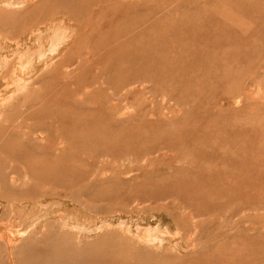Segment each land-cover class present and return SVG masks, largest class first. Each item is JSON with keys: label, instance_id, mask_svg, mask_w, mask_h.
Wrapping results in <instances>:
<instances>
[{"label": "rangeland", "instance_id": "1", "mask_svg": "<svg viewBox=\"0 0 264 264\" xmlns=\"http://www.w3.org/2000/svg\"><path fill=\"white\" fill-rule=\"evenodd\" d=\"M0 264H264V0H0Z\"/></svg>", "mask_w": 264, "mask_h": 264}, {"label": "bare ground", "instance_id": "2", "mask_svg": "<svg viewBox=\"0 0 264 264\" xmlns=\"http://www.w3.org/2000/svg\"><path fill=\"white\" fill-rule=\"evenodd\" d=\"M67 32V31H66ZM63 36H64V34H63ZM64 41H66V39H64ZM48 54V53H47ZM51 57V56H50ZM46 57H44V59H45ZM48 58V57H47ZM43 59V60H44ZM20 80V83H19V88H24L25 86H26V81L24 82V80L23 79H19ZM19 80H18V82H19ZM22 80H23V82H22ZM28 82V81H27ZM28 85V84H27ZM48 213V212H47ZM36 218H38V217H36ZM34 220V219H33ZM47 220V219H46ZM48 221V220H47ZM131 221V220H130ZM43 224V223H42ZM36 226H38V225H36ZM109 227V226H108ZM33 228V227H32ZM38 229V228H37ZM36 229V230H37ZM41 229V228H40ZM129 229V228H128ZM30 230H31V228H30ZM141 230H142V228H141ZM35 231V230H34ZM40 231V230H39ZM93 231V230H92ZM129 231V230H128ZM26 232V231H25ZM126 232V231H125ZM13 233H15V232H13ZM131 233V232H130ZM134 233V232H133ZM137 233V232H136ZM140 233H142V232H140ZM32 234V233H31ZM37 234V233H36ZM89 234H91V233H89ZM141 235V234H140ZM140 235H137L138 237L140 236ZM143 235V234H142ZM141 235V236H142ZM144 237V236H143ZM141 240V239H140ZM142 243H143V241H142ZM146 244V243H145ZM148 244V243H147ZM149 245H151V244H149ZM156 246V245H155ZM153 247V246H152ZM173 247V246H172ZM161 249H163V248H161Z\"/></svg>", "mask_w": 264, "mask_h": 264}]
</instances>
